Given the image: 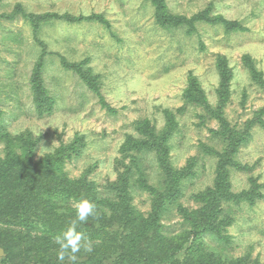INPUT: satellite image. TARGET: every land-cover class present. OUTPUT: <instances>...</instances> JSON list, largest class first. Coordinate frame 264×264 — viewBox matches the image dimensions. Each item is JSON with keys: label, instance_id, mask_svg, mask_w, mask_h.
<instances>
[{"label": "rangeland", "instance_id": "374dc122", "mask_svg": "<svg viewBox=\"0 0 264 264\" xmlns=\"http://www.w3.org/2000/svg\"><path fill=\"white\" fill-rule=\"evenodd\" d=\"M166 4L171 13L188 18L209 8L210 16L238 21L243 29L227 32L208 22H197L190 34L185 27L162 28L147 0H0V128L34 138L36 158L83 135L85 148L65 163V170L71 178L88 171V178L104 190L118 177L127 135L138 137L135 123L149 119L161 130L164 110H170L178 123L170 142L171 165L182 169L189 159L197 160L196 175L184 181L177 202L196 209L194 195L213 186L216 176L218 157L211 149L223 152L225 144L212 133L220 127L218 120L201 105L187 103L184 94L194 75L207 103L217 108L221 83L217 63L224 57L231 77L223 114L230 127L240 134L248 130L250 137L234 156L249 170L230 168L231 190L256 189L264 196V126L258 123L264 122V0H166ZM24 14L102 15L109 27L98 20L52 18L36 33ZM42 53L43 81L54 105L41 115L30 78ZM63 62L85 63L83 68L95 76L99 91L90 90ZM101 97L109 107L101 104ZM4 153L0 139V156ZM141 156L149 184L157 187L162 172L156 154ZM131 193L134 206L147 216L152 194L136 182ZM247 198L223 203L230 223L223 225L222 240L213 236L205 242L223 259L247 257L248 264H264V198L254 202ZM162 222L174 232L185 226L176 208Z\"/></svg>", "mask_w": 264, "mask_h": 264}, {"label": "trees", "instance_id": "16d2710c", "mask_svg": "<svg viewBox=\"0 0 264 264\" xmlns=\"http://www.w3.org/2000/svg\"><path fill=\"white\" fill-rule=\"evenodd\" d=\"M147 1L154 7L156 22L162 28L185 27L190 34L196 31L197 22H208L222 25L227 32L243 29L238 21L210 16L209 8L188 18L171 13L166 0ZM24 15L33 23L36 33L43 21L52 18L69 22L98 20L109 27L102 15ZM244 61L258 79L260 75L253 69L250 57L245 56ZM226 63L224 57L218 58L221 83L217 90L220 98L217 108L207 103L194 75H190L184 94L187 103L201 105L218 120L220 127L212 133L225 144L223 152L211 149L218 157L216 176L213 186L194 195L199 202L196 209L177 202L183 195L184 181L196 175L194 167L197 160L189 159L182 169L171 165L170 142L178 123L170 110H164L166 123L161 130H157L149 119L135 123L138 137L127 135L121 148L123 159L118 161V177L115 182H108L104 190L88 178V171L71 178L65 170V163L85 148L87 142L83 135L36 158L37 142L34 138L12 135L0 128V139L5 143V153L0 156V247L5 256L0 257V264H248L247 257L223 259L205 242L208 237L222 240L224 236L223 225L230 223V219L227 220L223 214L224 202L238 200V196L239 199L248 197L250 202H254L256 197L264 198L256 189L240 193L231 190L230 168L249 170L248 165L239 164L234 156L240 145L247 143L250 137L248 130L240 134L230 127L223 114L231 77ZM63 64L77 72L94 93L99 91L95 76L90 69L83 68L85 63ZM43 69L44 53L36 61L30 78L33 100L37 113L41 115L51 111L54 105V99L44 85ZM101 104L109 107L102 97ZM258 123L264 126L263 120ZM145 152L156 154L162 172L157 187L149 184L142 167L141 155ZM133 182L152 194L151 211L147 216L133 204ZM82 199L96 205V215L88 222L77 225V231L90 239L93 251L86 253L82 250L75 260L66 257L64 261H59L56 238L71 227L76 218V205ZM173 208L183 217L185 226L179 232L169 230L162 222Z\"/></svg>", "mask_w": 264, "mask_h": 264}, {"label": "clouds", "instance_id": "9594fccd", "mask_svg": "<svg viewBox=\"0 0 264 264\" xmlns=\"http://www.w3.org/2000/svg\"><path fill=\"white\" fill-rule=\"evenodd\" d=\"M95 210L96 205L87 199H82L77 203L76 218L72 221L71 227L56 238L59 245L57 254L59 261H64L66 257L75 260L82 250L86 253L93 251L90 239L83 232L77 231V225L88 222L90 217L96 215Z\"/></svg>", "mask_w": 264, "mask_h": 264}, {"label": "water", "instance_id": "95a60500", "mask_svg": "<svg viewBox=\"0 0 264 264\" xmlns=\"http://www.w3.org/2000/svg\"><path fill=\"white\" fill-rule=\"evenodd\" d=\"M5 256V252L4 250L0 247V257H4Z\"/></svg>", "mask_w": 264, "mask_h": 264}]
</instances>
